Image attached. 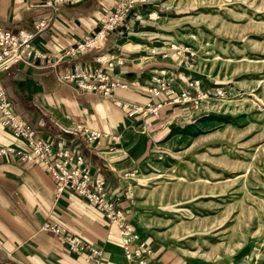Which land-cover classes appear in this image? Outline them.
<instances>
[{
	"label": "crops",
	"instance_id": "0c3cea01",
	"mask_svg": "<svg viewBox=\"0 0 264 264\" xmlns=\"http://www.w3.org/2000/svg\"><path fill=\"white\" fill-rule=\"evenodd\" d=\"M116 2L0 0V26L15 34L29 33L31 45L45 54L0 71V82L11 108L36 136L51 141L53 151L69 149L82 154L91 172L103 175L107 188L126 202L121 174L136 168L154 145L171 131H180L190 116L184 117L183 106L176 103H162L158 116L129 113L119 103H159L167 96L148 92L151 75H189L169 50L165 25L151 17L153 11L161 18L153 3L137 4L127 19L106 34L98 49L66 55L68 48L101 26ZM99 56L108 62L101 63ZM97 67L128 86L106 97L64 78L77 68ZM78 126L99 131L101 136L88 142ZM6 146L29 148L24 138L16 137L0 120V148ZM56 186L43 164L0 155V264H94L85 259L86 252L70 250L59 235L44 229L45 223L59 225L87 245L100 247L101 264H130L116 227L103 213L75 192L57 193ZM128 217L153 248L150 264H198L153 240Z\"/></svg>",
	"mask_w": 264,
	"mask_h": 264
},
{
	"label": "rangeland",
	"instance_id": "374dc122",
	"mask_svg": "<svg viewBox=\"0 0 264 264\" xmlns=\"http://www.w3.org/2000/svg\"><path fill=\"white\" fill-rule=\"evenodd\" d=\"M141 3L159 8L161 18L153 11L151 17L165 25L169 50L189 76L155 73L147 90L166 100L119 105L129 113L158 116L162 103H176L190 117L121 174L126 202L108 188L110 197L149 246V264L153 248L129 215L153 240L198 264H264V0H137ZM158 76L191 99L174 102V93L152 94V78ZM111 79L118 83L114 89L128 86ZM81 89L106 97L114 91ZM81 127L76 129L89 142L95 130Z\"/></svg>",
	"mask_w": 264,
	"mask_h": 264
},
{
	"label": "built area",
	"instance_id": "2783aa9c",
	"mask_svg": "<svg viewBox=\"0 0 264 264\" xmlns=\"http://www.w3.org/2000/svg\"><path fill=\"white\" fill-rule=\"evenodd\" d=\"M137 0H117L113 8L107 13L101 26L91 33L88 37L65 51L66 55H75L82 51L98 48L106 38V34L114 30L116 25L127 18ZM135 17H139L137 14ZM32 35L20 31L17 34L4 30L0 26V71L12 66L13 64L30 58L44 57L45 54L37 51L30 43ZM104 59V56H100ZM71 82H76L81 88L88 90H98L109 95L117 81L112 80L105 72L100 69L85 71L77 68L75 72L64 76ZM163 77H153V86L150 88L152 94L161 92L174 93V102L190 100L186 92H176V88L169 87V83ZM172 81V78H168ZM197 80L189 83L190 88H195ZM160 104H158V107ZM126 108V107H125ZM140 110L141 108H136ZM130 110V109H127ZM156 114V109H153ZM0 120L13 130L16 137L24 138L27 142V150H19L11 146L1 147L0 155L12 154L21 161L38 162L43 164L56 181V191L61 193L70 190L86 199L92 205L101 210L108 221L118 229L120 243L123 251L130 257V264H149L148 256L151 253L149 246L140 240L139 235L134 231L126 215L118 208L116 201L110 197V191L106 186L104 178L92 173L86 165L85 158L79 153L69 149H58L53 151V144L47 139L36 136L35 130L31 129L25 121L13 111L11 103L7 98L4 87L0 82ZM86 131V128H82ZM80 130V129H79ZM83 131V132H84ZM89 140L92 141L101 133L98 131L89 132ZM44 229L50 230L60 236L61 242L66 243L68 248L75 252H86V260L94 264H101L103 251L100 248L92 247L74 234L65 232L64 228L45 223Z\"/></svg>",
	"mask_w": 264,
	"mask_h": 264
}]
</instances>
